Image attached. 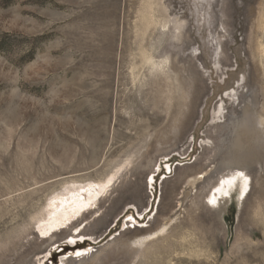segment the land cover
<instances>
[{
    "label": "rangeland",
    "instance_id": "374dc122",
    "mask_svg": "<svg viewBox=\"0 0 264 264\" xmlns=\"http://www.w3.org/2000/svg\"><path fill=\"white\" fill-rule=\"evenodd\" d=\"M147 1L0 0V264H264V0Z\"/></svg>",
    "mask_w": 264,
    "mask_h": 264
},
{
    "label": "bare ground",
    "instance_id": "6f19581e",
    "mask_svg": "<svg viewBox=\"0 0 264 264\" xmlns=\"http://www.w3.org/2000/svg\"><path fill=\"white\" fill-rule=\"evenodd\" d=\"M160 0H148L145 4V7L141 13V54H142V61L143 66L147 65L150 72H159L160 74H163L166 78H171L172 72L175 73V67H169L171 63V58L177 54V50L180 47L179 41H182L181 50L183 51V54L185 55V51L188 48L189 40L187 37H184V39H181V29L182 26L178 25V21H174L170 18V12L167 8H160L162 5ZM164 7V6H163ZM166 7V6H165ZM170 23H173L172 27H170ZM180 34V35H179ZM183 34V33H182ZM157 35L160 38L166 37V43H160L155 44L154 37ZM186 36V35H185ZM171 39H177V45L174 44L175 42H170ZM149 41V44L146 41ZM148 44V45H147ZM178 47V48H177ZM159 49L163 50V53L165 56L161 60L156 59V54ZM173 55V56H172ZM176 58V57H175ZM172 65V64H171ZM188 97V96H187ZM158 100V99H157ZM158 104V101L156 105ZM145 109V108H144ZM174 117V116H173ZM259 117V116H257ZM259 126L261 127L263 124V119L260 117L258 118ZM239 124H235V140H236V146L237 149L242 150V152L245 149V146L248 145V142L251 138H254L252 133L258 132L257 127L255 126L253 120H250L251 126H247L246 123L241 122ZM263 128V127H262ZM261 128V129H262ZM264 130V129H263ZM262 130V131H263ZM177 132V131H176ZM255 133V134H256ZM259 133V132H258ZM263 134V133H262ZM261 136V135H260ZM256 137V136H255ZM256 139V138H255ZM236 149V150H237ZM241 152V153H242ZM238 155V152H235V156ZM242 161L238 158H234L232 160V164H240ZM231 164V163H230ZM104 187H101L103 189ZM77 195L72 197V200L74 202L79 201V199L76 198ZM86 204V201L83 203L77 204V212H79L84 205ZM76 210V209H75ZM157 232L151 233L148 235H145L143 237H140L139 239L133 241L132 246H136L137 249L141 248L148 240L154 239L157 237Z\"/></svg>",
    "mask_w": 264,
    "mask_h": 264
},
{
    "label": "snow or ice",
    "instance_id": "6c2138e0",
    "mask_svg": "<svg viewBox=\"0 0 264 264\" xmlns=\"http://www.w3.org/2000/svg\"><path fill=\"white\" fill-rule=\"evenodd\" d=\"M244 184H245V191L247 190V188H246V185H247V180L245 179L244 180ZM208 203L210 204V205H215L216 203H217V201H216V199L213 197L212 199H210L209 201H208ZM42 235H46V233H42ZM70 243L72 242V241H69ZM78 255H79V253H78Z\"/></svg>",
    "mask_w": 264,
    "mask_h": 264
}]
</instances>
